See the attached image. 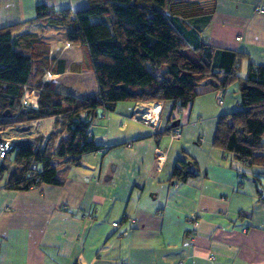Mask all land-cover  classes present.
<instances>
[{
  "label": "crops",
  "instance_id": "1",
  "mask_svg": "<svg viewBox=\"0 0 264 264\" xmlns=\"http://www.w3.org/2000/svg\"><path fill=\"white\" fill-rule=\"evenodd\" d=\"M171 2L178 4L162 15L190 56L201 47L234 52L240 79L250 66L264 68V0ZM38 6L75 13L88 0H0V29L24 23L12 38L21 53L41 60L34 62L41 84L62 96L93 97L88 50L66 42L65 26L30 23ZM197 91L183 108L120 103L87 118L89 139L105 152L59 160V185L11 191L1 178L0 264H264V165L237 161L215 144L220 124L242 109L238 82ZM38 96L36 88L25 91L23 111L37 109ZM155 105L157 126L144 117ZM54 128V119L39 120L36 133L46 138ZM28 138L0 131V140ZM179 162L188 165L183 180L172 178Z\"/></svg>",
  "mask_w": 264,
  "mask_h": 264
},
{
  "label": "trees",
  "instance_id": "2",
  "mask_svg": "<svg viewBox=\"0 0 264 264\" xmlns=\"http://www.w3.org/2000/svg\"><path fill=\"white\" fill-rule=\"evenodd\" d=\"M177 4L171 0H88V7L75 13L36 7L30 23L65 26L69 30L66 42L85 46L89 52L97 93L82 100L59 95L54 86L41 84V65H34L41 60L21 53L20 43L12 38L24 23L0 29V131L20 123L51 118L55 122L46 138L12 143L11 152L0 162V179H5L6 189L59 185L55 168L59 160L75 163L82 154L103 150L89 139L86 122L101 111H113L120 103L172 102L183 108L199 95L198 88H225L233 81L239 85L242 109L231 116L229 124H220L215 144L237 161L264 165V157L257 155L264 153V68L250 66L240 79L236 74L239 56L234 52L201 47L199 57L190 56L161 12L167 6L171 13ZM35 88L39 90L37 109L23 111L24 92ZM187 170L188 165L179 162L172 178L185 179L190 175Z\"/></svg>",
  "mask_w": 264,
  "mask_h": 264
},
{
  "label": "built area",
  "instance_id": "3",
  "mask_svg": "<svg viewBox=\"0 0 264 264\" xmlns=\"http://www.w3.org/2000/svg\"><path fill=\"white\" fill-rule=\"evenodd\" d=\"M264 11V8L263 7H260L258 8V12H263ZM237 40H240V38H237ZM15 127H21L22 130L25 128V129H29L31 128L32 129V133L36 134L37 132V121L35 122H32L30 125H27V124H21V125H17ZM173 137L174 138H178L179 137V133H178V130L176 129L174 131V134H173ZM12 150V143H8L6 141H0V162L3 160V158L8 154L10 153ZM105 152V150H101L100 153L103 154ZM36 166H32L31 169L32 170H35ZM191 225H192V229L190 230V233H189V237H192L193 234L195 233V229L197 227V222L195 221V219L192 217L191 219ZM113 227H117V224L116 223H113L112 224ZM211 261H214V258L211 257L210 258Z\"/></svg>",
  "mask_w": 264,
  "mask_h": 264
},
{
  "label": "rangeland",
  "instance_id": "4",
  "mask_svg": "<svg viewBox=\"0 0 264 264\" xmlns=\"http://www.w3.org/2000/svg\"><path fill=\"white\" fill-rule=\"evenodd\" d=\"M100 113H102V115H104L106 112H103V111H101V112H99V114ZM102 115H99V117L97 118V119H99V118H101V116ZM17 125H21V123L20 124H15V126H17ZM12 127V129H4L3 131L5 132V134L6 135H8V134H11V132H15L16 134L18 133L20 136H24V135H30V136H34V138H36L38 135H37V133L36 134H34V133H32L31 131H32V129L31 128H29V129H23L22 130V128L21 127ZM12 130V131H11ZM1 141V140H0ZM6 142H8V143H13V142H15V141H10V140H6ZM9 154V153H8ZM7 154V155H8ZM6 155V156H7Z\"/></svg>",
  "mask_w": 264,
  "mask_h": 264
},
{
  "label": "bare ground",
  "instance_id": "5",
  "mask_svg": "<svg viewBox=\"0 0 264 264\" xmlns=\"http://www.w3.org/2000/svg\"><path fill=\"white\" fill-rule=\"evenodd\" d=\"M144 117L148 120H151L152 123L157 126L161 120L160 106L155 105L152 108H147L145 110Z\"/></svg>",
  "mask_w": 264,
  "mask_h": 264
}]
</instances>
